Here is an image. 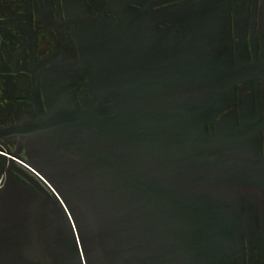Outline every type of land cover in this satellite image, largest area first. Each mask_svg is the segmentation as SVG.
Here are the masks:
<instances>
[{"label":"water","instance_id":"1","mask_svg":"<svg viewBox=\"0 0 264 264\" xmlns=\"http://www.w3.org/2000/svg\"><path fill=\"white\" fill-rule=\"evenodd\" d=\"M218 19L187 15L162 49L146 14L126 10L88 93L58 83L49 109L20 124L0 188V264H232L245 254V205L264 189L262 137L249 117L219 118L237 77L215 49Z\"/></svg>","mask_w":264,"mask_h":264},{"label":"flooded vegetation","instance_id":"2","mask_svg":"<svg viewBox=\"0 0 264 264\" xmlns=\"http://www.w3.org/2000/svg\"><path fill=\"white\" fill-rule=\"evenodd\" d=\"M128 9L146 14L148 41L162 49L169 27L186 31L187 15L219 17L215 49L232 60L237 77L235 97L219 118L256 121L264 155V0H0V134L9 136L0 147L16 151L19 139L11 135L49 109L56 84L78 99L88 93L91 64L99 62L101 46L116 43L117 17ZM8 163L0 153L5 179ZM245 210L254 229L232 264H264V189Z\"/></svg>","mask_w":264,"mask_h":264},{"label":"built area","instance_id":"3","mask_svg":"<svg viewBox=\"0 0 264 264\" xmlns=\"http://www.w3.org/2000/svg\"><path fill=\"white\" fill-rule=\"evenodd\" d=\"M0 153H3L5 154L8 159L10 160V158H16V155L14 154V152L10 151L6 146L4 145H1L0 147ZM20 160V159H19ZM22 161V160H20ZM33 171L35 173H37L34 169ZM38 175H40L39 173H37ZM41 176V175H40ZM4 182H5V178L3 176L0 177V188L4 185Z\"/></svg>","mask_w":264,"mask_h":264},{"label":"bare ground","instance_id":"4","mask_svg":"<svg viewBox=\"0 0 264 264\" xmlns=\"http://www.w3.org/2000/svg\"><path fill=\"white\" fill-rule=\"evenodd\" d=\"M23 163H25L24 161H22ZM26 164V163H25ZM27 165V164H26ZM28 167H30L29 165H27ZM32 170L34 169L33 167H30ZM35 170V169H34ZM36 171V170H35ZM37 172V171H36ZM38 173V172H37Z\"/></svg>","mask_w":264,"mask_h":264}]
</instances>
